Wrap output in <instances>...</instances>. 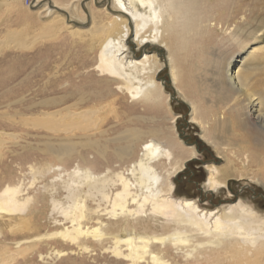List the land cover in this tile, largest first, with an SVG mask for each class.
Here are the masks:
<instances>
[{
  "label": "bare ground",
  "instance_id": "6f19581e",
  "mask_svg": "<svg viewBox=\"0 0 264 264\" xmlns=\"http://www.w3.org/2000/svg\"><path fill=\"white\" fill-rule=\"evenodd\" d=\"M29 1L43 74L39 131L28 134L58 144L89 140L101 155L98 146L124 148L99 173L93 157L65 180L60 165L48 169L41 193L53 197L61 187L70 201L64 206L51 199L57 217L50 224L59 228L51 235L85 251L103 246L121 264H264V214L241 197L233 200L231 191L235 183L264 189V28L248 32L236 25L233 14L239 18L245 6L228 7V0ZM0 7L23 9V0H0ZM16 32L2 30L3 36ZM50 42L57 56L47 72ZM176 97L199 127L195 141L177 129ZM165 113L172 133L154 128L156 122L144 131L137 120ZM201 143L213 148L210 160ZM197 162L206 173L207 200L177 190ZM81 185L84 199L77 195ZM224 190L226 201L210 200ZM33 198L20 183L5 184L0 225L26 219Z\"/></svg>",
  "mask_w": 264,
  "mask_h": 264
},
{
  "label": "rangeland",
  "instance_id": "374dc122",
  "mask_svg": "<svg viewBox=\"0 0 264 264\" xmlns=\"http://www.w3.org/2000/svg\"><path fill=\"white\" fill-rule=\"evenodd\" d=\"M225 5L245 6L239 18L236 13L233 14L237 18L236 25L244 26L248 32L264 28V0H228ZM23 6V9L0 7V189L7 183H20L34 198L27 210L29 216L26 219L0 225V264H121L103 246L94 247L95 251L93 248L85 251L60 235H51L59 230L50 224L51 217H57L52 211L51 199L59 200L64 206L70 201L61 187L53 197L48 193H41L43 187L49 185L48 169L60 165L63 169L62 178L65 180L77 165L85 169V161L93 157L92 167L99 173L107 164H115L124 153V148L113 142L104 148L98 146L97 149L102 151L101 155L98 150L90 148L89 140L58 144L44 138L36 139L28 134L39 131L37 113L43 74L42 44L36 40L31 30L38 21L27 15L31 10V1L23 0ZM8 28L17 31L19 37L17 34L3 36L2 30ZM260 34L259 44L263 45V33ZM47 46L46 68L50 72L57 54L52 51L51 42ZM66 51L67 48H63L61 54ZM236 59L239 58L234 60ZM167 77L169 75L166 70L161 81L166 82ZM172 94L174 95V90ZM172 106L179 117L177 129L181 136L195 141L200 130L196 124L191 123L186 105L176 97ZM170 117L167 113L159 116L146 114L137 117V120L143 124L144 131L149 130L150 123L156 122L154 128L162 127L166 132L172 133ZM201 147L204 157L210 160L215 154L213 148L205 143H201ZM198 163L190 164L180 177L177 190L180 195L203 196L207 200L203 187L206 173L197 166ZM83 188L84 185H81L82 192L77 194L79 199L86 198ZM231 191L235 196L233 200L241 197L264 214L262 187L257 184L245 187L235 183L231 186ZM227 199L225 190L210 198L213 202H224ZM81 224L89 226L86 218L82 219ZM20 241L22 243L17 245Z\"/></svg>",
  "mask_w": 264,
  "mask_h": 264
}]
</instances>
